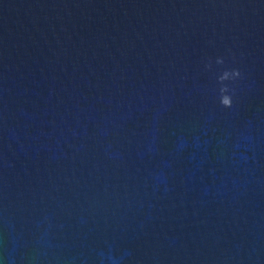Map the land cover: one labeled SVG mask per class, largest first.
Segmentation results:
<instances>
[{"label": "water", "instance_id": "95a60500", "mask_svg": "<svg viewBox=\"0 0 264 264\" xmlns=\"http://www.w3.org/2000/svg\"><path fill=\"white\" fill-rule=\"evenodd\" d=\"M109 252L264 264V0H0V264Z\"/></svg>", "mask_w": 264, "mask_h": 264}, {"label": "clouds", "instance_id": "9594fccd", "mask_svg": "<svg viewBox=\"0 0 264 264\" xmlns=\"http://www.w3.org/2000/svg\"><path fill=\"white\" fill-rule=\"evenodd\" d=\"M217 63L223 64L224 60L218 59ZM242 78V74L238 69H232L231 71H225L223 75L219 78V83L221 87L219 88V104L224 109H232L234 107V100L236 96V89L234 87H229L226 82H235ZM123 256L119 258L113 253H102L101 254V264L104 260L111 261V264H118V260H122Z\"/></svg>", "mask_w": 264, "mask_h": 264}]
</instances>
